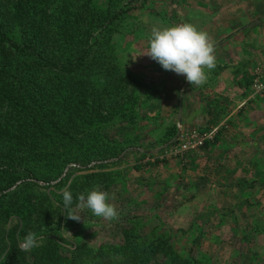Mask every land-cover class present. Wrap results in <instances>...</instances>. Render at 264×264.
<instances>
[{"label": "trees", "instance_id": "obj_1", "mask_svg": "<svg viewBox=\"0 0 264 264\" xmlns=\"http://www.w3.org/2000/svg\"><path fill=\"white\" fill-rule=\"evenodd\" d=\"M147 1L0 0V264H206L197 250L181 254L169 239L132 228L115 246L81 241L67 249L60 232L78 195L109 183L104 174L73 177L68 210L62 193L45 190L66 186L71 166L102 168L129 146L111 131L136 125L158 89L122 66L120 38ZM208 115L216 126L222 113ZM177 133L169 125L161 144L176 143ZM29 231L42 243L24 252L19 242Z\"/></svg>", "mask_w": 264, "mask_h": 264}, {"label": "rangeland", "instance_id": "obj_2", "mask_svg": "<svg viewBox=\"0 0 264 264\" xmlns=\"http://www.w3.org/2000/svg\"><path fill=\"white\" fill-rule=\"evenodd\" d=\"M197 1L148 0L141 12L136 11L131 18L125 20L120 38L121 64L140 81L157 87L158 96L155 94L139 110L136 125L111 131L116 142L129 140V146L117 155L118 158L115 156L103 162L105 166L96 170H83L73 165L66 186L60 190L52 187L45 189L47 192L54 190L61 194L73 177H79V181L83 183L84 176L92 173L104 174V179L109 183V188L104 192L108 194V202L115 206L118 217L105 220L94 216L88 209L77 208L76 205L71 208L69 215H81V219L76 221L69 218L61 228L65 248L73 249V245L81 241L88 242L91 246H115L122 242V231L132 228L140 236L152 232L169 239L181 254L187 255L188 250H197L195 257L206 264H264V216L257 219L251 212H244L236 220L233 216L239 214L235 211L239 205L216 202L214 198L212 201L208 198V202H205L204 197L194 196L195 190L189 188L194 180L190 154L198 152L204 146L189 150H183L182 147L194 144L190 139L193 133L201 136L211 128L201 129L202 126H198V121H195L196 116L191 118L192 123L185 130L179 125L180 113L189 104L188 95L195 91L196 85L191 86L182 75L163 70L158 63L144 55L154 26L172 27L187 22L205 32L209 20L215 17L204 19L200 15L203 12L195 10ZM257 35H264V30L261 29ZM259 47L262 48L259 58L256 61H246V64H254V68L263 73L248 77L244 85L258 94L264 91V88L257 89L264 82V43L259 44ZM209 86L204 91L203 85L197 88L203 92V96L212 97ZM186 108L188 112L189 106ZM224 109L226 113L231 111L230 106H225ZM186 117L189 121V116ZM171 124H175L178 129L177 142L162 145L161 138ZM219 132L220 128L216 136L205 144L214 143ZM140 153H147L142 160ZM136 165L140 166L139 170L134 169ZM55 183L57 182L50 185ZM39 185L45 186L43 183ZM102 186L91 183L92 189H100ZM247 206L251 208L255 205ZM224 211L231 212V220H222L226 215ZM200 222L203 227L199 225ZM14 224L12 220L8 225ZM38 237L42 240L41 236Z\"/></svg>", "mask_w": 264, "mask_h": 264}, {"label": "crops", "instance_id": "obj_3", "mask_svg": "<svg viewBox=\"0 0 264 264\" xmlns=\"http://www.w3.org/2000/svg\"><path fill=\"white\" fill-rule=\"evenodd\" d=\"M214 1L198 0L195 6V10L203 12L200 15L204 19L215 17L209 20L205 32L214 45L216 68L206 70L207 81L202 87L204 91L211 85L212 97L203 96L196 86L188 95L189 104L184 103L179 125L185 130L196 116L198 126L208 129L212 127L208 113L216 110L222 113L216 124L220 132L214 143L190 154L194 180L189 188L195 190L194 196L204 197L205 202L214 198L216 202L239 205L235 210L239 214L233 216L236 220L244 212L261 219L264 216V91L258 94L244 85L248 77L263 73L254 64L248 66L246 61H256L262 52L259 44L264 43V35L257 34L264 30V0ZM225 106L231 107L230 113H226ZM248 204L255 206L250 208ZM224 212L222 220H231V212Z\"/></svg>", "mask_w": 264, "mask_h": 264}, {"label": "clouds", "instance_id": "obj_4", "mask_svg": "<svg viewBox=\"0 0 264 264\" xmlns=\"http://www.w3.org/2000/svg\"><path fill=\"white\" fill-rule=\"evenodd\" d=\"M158 63L165 71L184 76L192 86H202L207 81V72L216 68L214 45L206 32L198 30L191 23L172 27H152L148 40V50L144 54ZM63 206L68 210L73 204V194L67 188L62 192ZM108 194L95 188L86 195L79 194L77 208L88 209L96 217L113 220L118 217L114 205L108 202ZM72 220L79 221L81 215L70 214ZM41 238L29 231L19 242V249L30 252L39 247Z\"/></svg>", "mask_w": 264, "mask_h": 264}, {"label": "built area", "instance_id": "obj_5", "mask_svg": "<svg viewBox=\"0 0 264 264\" xmlns=\"http://www.w3.org/2000/svg\"><path fill=\"white\" fill-rule=\"evenodd\" d=\"M262 88H264V82L257 87V89H262ZM218 131H219V127L214 126V127H211L207 133H204L201 136H198L195 133H193L190 139L193 140L194 144L190 147L188 145H183L182 147L183 150H189L190 148L197 149V148L204 146L205 142L211 141L216 136Z\"/></svg>", "mask_w": 264, "mask_h": 264}]
</instances>
